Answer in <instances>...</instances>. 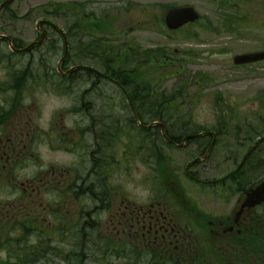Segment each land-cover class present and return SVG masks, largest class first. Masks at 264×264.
Returning a JSON list of instances; mask_svg holds the SVG:
<instances>
[{"label": "flooded vegetation", "instance_id": "flooded-vegetation-1", "mask_svg": "<svg viewBox=\"0 0 264 264\" xmlns=\"http://www.w3.org/2000/svg\"><path fill=\"white\" fill-rule=\"evenodd\" d=\"M209 1L236 6L264 3ZM60 3L79 8L86 4V13L78 6L77 13L65 12L69 7ZM151 3L47 0L45 4L52 8L44 14L51 21L38 17L44 37L38 44L39 36L33 40L29 50L21 40L0 32V50H11L9 56L0 55V64L9 73L7 81H0V190L10 187L20 193L15 200L0 199V248L9 253L3 264L13 260L15 264H264V199L244 205L247 194L264 182V132L221 141L222 131L211 126L200 131L203 135L186 139V147L180 148L188 134L176 136L172 126L161 129L154 123L153 101L140 92L138 78L131 75L134 67L129 69L132 58L137 63L136 48L115 43V37L128 30L121 24L125 11L120 6ZM57 19L64 23L59 26ZM77 19L83 21L84 27L78 30L86 34V42L104 48L102 53L86 56V62L74 58L77 49L72 50L68 42H74L72 24ZM44 46L56 56L55 61L39 60ZM32 53L38 60L28 65L49 68L54 75L27 76V66L18 71L12 57ZM77 81L89 86L72 111L87 115V127H67L68 113H59L49 130L38 128L33 122L38 105L25 106L24 96L40 89L70 92ZM9 90L13 95H8ZM116 97L123 115L114 111ZM90 98H101L102 107L97 110ZM89 136L90 145L86 143ZM41 140L54 149L81 151L79 164L50 165L33 178H20L18 165L35 158L32 146ZM189 146L190 159L181 175L192 189L181 186L179 168L172 172L170 168L175 161L172 152ZM203 157L204 162L213 160L211 178L200 173ZM161 164H166L162 173H156ZM138 175L150 191L146 199L134 197L123 187Z\"/></svg>", "mask_w": 264, "mask_h": 264}, {"label": "rangeland", "instance_id": "rangeland-1", "mask_svg": "<svg viewBox=\"0 0 264 264\" xmlns=\"http://www.w3.org/2000/svg\"><path fill=\"white\" fill-rule=\"evenodd\" d=\"M46 1L14 0L9 11L15 12L18 18L9 19L0 13V32L21 40L24 45L31 43L38 37L35 28L38 17L46 18L44 10H50ZM153 1L149 5H136L134 10H124L121 24L128 30L119 35L115 43L133 44L142 52L140 56L146 59L143 79L157 83H153L156 88L148 95L153 99L159 96L170 98L171 112L167 114L171 115L168 119L173 129L181 133L183 129L200 131L218 126L223 131L219 137L221 141L234 140L233 136L238 137L235 140H242L247 131L264 132V63L241 67L232 63L236 54L264 49V3L242 4L239 8L233 4L220 6L209 0ZM169 4L193 6L200 15L199 21L185 25L177 32H169L161 20L166 12L165 6ZM48 19L51 21V17ZM55 22L59 26L64 23L62 19ZM60 44L56 48L59 52ZM43 51L45 54L40 55L39 60L49 63L56 60V56L49 53L48 46H44ZM27 57L28 62L38 60L34 53ZM152 58L159 60V67ZM26 72L27 76L54 75V70L28 64ZM220 126L225 128L220 129ZM190 151L192 146L173 151L172 156L175 160L173 166L180 169L178 176H181L183 186L192 189L193 186L181 175L182 166L190 159ZM212 165V158L204 162L200 169L204 178L215 175ZM142 179L138 175L136 183L144 186Z\"/></svg>", "mask_w": 264, "mask_h": 264}, {"label": "clouds", "instance_id": "clouds-1", "mask_svg": "<svg viewBox=\"0 0 264 264\" xmlns=\"http://www.w3.org/2000/svg\"><path fill=\"white\" fill-rule=\"evenodd\" d=\"M11 54L10 49L0 50V55L9 56ZM15 67L18 71H22L24 67L28 64V57H12ZM9 79V73L6 65L0 64V81H7ZM89 85L83 84L79 81L73 84L72 90L70 92H58L56 90L49 89H40L35 91L32 94H26L23 98V104L25 106H30L33 103L38 105V111L33 115V122L35 125L40 128L42 131H47L53 125L57 115L59 113H68V116L65 120L67 127H87L89 119L86 114L78 113L72 111L78 104L79 97L81 93ZM109 94L111 90H107ZM9 96L13 95V92L9 90ZM117 106L114 111L117 115H123V110L118 106V97ZM94 107L99 110L104 101L101 98H90ZM2 103V102H0ZM86 143L91 144V137H86ZM32 152L35 154V158L27 159L21 161L17 167V175L24 178H33L38 173L46 170L50 165H57L61 167H71L78 165L82 152H65L60 149H54L50 143L47 141L41 140L35 143L32 146ZM138 167H140L141 172L143 171V166L137 162ZM126 190L131 193L134 197L146 199L150 196V191L144 186L138 185L135 181V178L128 179L125 183ZM20 193L16 190L11 189L10 187H5L3 190H0V199L6 200H15L19 197ZM45 198L50 201L53 199V196L50 194H45ZM31 243H35V236L29 238ZM9 260V253L7 248H0V264H3L4 261ZM10 264H15V261H11Z\"/></svg>", "mask_w": 264, "mask_h": 264}, {"label": "water", "instance_id": "water-1", "mask_svg": "<svg viewBox=\"0 0 264 264\" xmlns=\"http://www.w3.org/2000/svg\"><path fill=\"white\" fill-rule=\"evenodd\" d=\"M9 1L10 0H7L4 3L0 4V8ZM197 18H198V14L196 13L193 7L183 6V7L171 9L165 17V23L169 29H176L187 22L195 21ZM263 59H264V51H258V52L236 55L233 60L235 64H245V63L256 62ZM183 145L184 143H182L180 146ZM261 199H264V182L254 191H252V193L248 194L247 203L254 204L260 201Z\"/></svg>", "mask_w": 264, "mask_h": 264}, {"label": "trees", "instance_id": "trees-1", "mask_svg": "<svg viewBox=\"0 0 264 264\" xmlns=\"http://www.w3.org/2000/svg\"><path fill=\"white\" fill-rule=\"evenodd\" d=\"M72 27H73L72 29L76 30L74 32L77 33V35H75V37L73 39L74 43L78 44L75 47L77 50L75 52L76 54L74 55V58L76 57L77 60H82L83 61V59H86V58L84 57V53L81 50H79L80 49L79 45H81V43H82L80 36H82L83 39H86V34L83 35L81 30H78V29H81V27H80V23L77 20L74 21V23L72 24ZM146 90L147 89H143V91H145L144 92L145 94L148 93ZM143 91H142V89H140V92H143ZM169 101H170L169 97H160L159 101L154 103V115H153V119L154 120H158V121H162V122L167 121L168 126L170 125V123H169L170 119H168V118H170V116H171L170 114L166 113V111L168 109L170 110V107H168V102ZM143 118L144 119H148V117H143ZM156 133H157V129H156ZM157 134H159V132ZM156 141H157V137H156Z\"/></svg>", "mask_w": 264, "mask_h": 264}, {"label": "bare ground", "instance_id": "bare-ground-1", "mask_svg": "<svg viewBox=\"0 0 264 264\" xmlns=\"http://www.w3.org/2000/svg\"><path fill=\"white\" fill-rule=\"evenodd\" d=\"M75 35H77V33H75V32L72 33V37L73 36L75 37ZM66 36L69 37V32L66 33ZM80 37H81L82 43H81V45H79V48H80L79 50H81L84 53V57L85 58L88 55L93 56V55H97L99 53H102L104 51V48L101 47L100 45H96L95 43L91 42L90 40H88L86 42V39H83L82 36H80ZM76 45H78V44H76ZM150 99H152L153 104H154L155 102H158L159 101L160 97L159 98H154V99L153 98H150ZM159 122H161L163 124H167V121H165V122L159 121Z\"/></svg>", "mask_w": 264, "mask_h": 264}]
</instances>
